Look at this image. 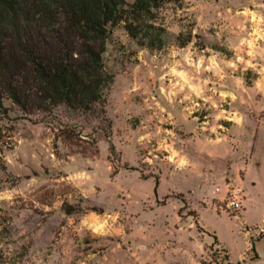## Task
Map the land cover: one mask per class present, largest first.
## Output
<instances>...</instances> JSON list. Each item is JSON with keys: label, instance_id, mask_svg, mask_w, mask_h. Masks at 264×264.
I'll list each match as a JSON object with an SVG mask.
<instances>
[{"label": "rangeland", "instance_id": "rangeland-1", "mask_svg": "<svg viewBox=\"0 0 264 264\" xmlns=\"http://www.w3.org/2000/svg\"><path fill=\"white\" fill-rule=\"evenodd\" d=\"M158 17L161 50L111 29L116 152L98 123L4 101L0 264H264V0H170ZM227 186L242 211L221 209Z\"/></svg>", "mask_w": 264, "mask_h": 264}, {"label": "trees", "instance_id": "trees-1", "mask_svg": "<svg viewBox=\"0 0 264 264\" xmlns=\"http://www.w3.org/2000/svg\"><path fill=\"white\" fill-rule=\"evenodd\" d=\"M168 1L0 0V111L5 100L28 115L63 108L98 123L116 152L107 112L114 76L104 62L111 29L123 25L140 46L161 50L167 30L158 15ZM158 186L157 179L155 193ZM215 255V264H232L227 254Z\"/></svg>", "mask_w": 264, "mask_h": 264}, {"label": "built area", "instance_id": "built-area-1", "mask_svg": "<svg viewBox=\"0 0 264 264\" xmlns=\"http://www.w3.org/2000/svg\"><path fill=\"white\" fill-rule=\"evenodd\" d=\"M218 192H222L221 188H217ZM245 195L238 188L226 187L221 199V209L226 212H240L244 209Z\"/></svg>", "mask_w": 264, "mask_h": 264}]
</instances>
